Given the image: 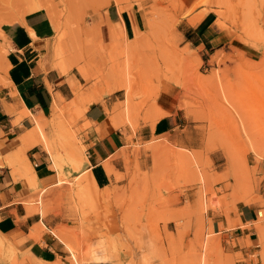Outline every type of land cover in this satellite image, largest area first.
<instances>
[{"label":"rangeland","instance_id":"rangeland-1","mask_svg":"<svg viewBox=\"0 0 264 264\" xmlns=\"http://www.w3.org/2000/svg\"><path fill=\"white\" fill-rule=\"evenodd\" d=\"M5 2L0 25L33 5L54 13L55 64L77 77L83 101L55 106L47 129L41 122L62 182L34 186L27 205L68 252L48 264H264V0ZM117 11L129 13L131 31ZM91 97L109 120L120 116L128 140L123 171L106 166L114 181L102 189L82 173L79 131L89 123L77 126ZM167 109L173 129L148 137ZM30 132L41 139L36 125ZM243 203L257 207L253 241L239 240L252 246L247 257L223 232L240 223ZM214 218L225 221L219 233ZM1 248L0 264L31 262L20 247Z\"/></svg>","mask_w":264,"mask_h":264},{"label":"crops","instance_id":"crops-1","mask_svg":"<svg viewBox=\"0 0 264 264\" xmlns=\"http://www.w3.org/2000/svg\"><path fill=\"white\" fill-rule=\"evenodd\" d=\"M116 16L115 22L123 24L126 31L132 30L133 21L128 12L124 16L117 11ZM55 35L56 28L45 9L27 12L19 19L0 25V235L4 240L1 251L13 252L19 247L26 250L31 262L25 264L33 261L48 264L68 256L55 233L40 230L41 224L48 227L43 211H31L27 205L34 186L45 190L62 182L56 177L50 152L42 145V142L47 144L46 135V141H36L30 134L35 120L40 119L45 130L55 106H65L71 99L83 105L82 98L76 95L77 77L69 67L63 72L55 64ZM167 88L170 93L172 89ZM167 110L154 125L147 127L148 137L173 129L177 114L167 115L170 109ZM110 120L103 103L97 100L85 107L84 120L77 126L89 123L79 131L84 154L82 173L87 172L91 185L98 189L114 181L106 163L115 173L123 171L121 153L128 144L124 129ZM143 133L142 130V136ZM32 174L34 181L31 182ZM238 218L240 223L236 227L223 232L236 242L231 252H241L247 257L252 246L241 245L239 240L253 241L256 231L251 225L257 219V207L241 204ZM211 226L214 233H219L225 221L214 218Z\"/></svg>","mask_w":264,"mask_h":264},{"label":"bare ground","instance_id":"bare-ground-1","mask_svg":"<svg viewBox=\"0 0 264 264\" xmlns=\"http://www.w3.org/2000/svg\"><path fill=\"white\" fill-rule=\"evenodd\" d=\"M5 2V0H0V3L2 4V3H4ZM6 3V2H5ZM116 4L117 5H119L120 3L119 2H116ZM38 6L39 5H33V6H31V10H35V9H37L38 8ZM119 8H120V10L122 11V7L121 6H119ZM119 10V11H120ZM217 12V11H216ZM219 12V14L221 13L220 11H218ZM218 12H217V14H218ZM222 15V14H221ZM194 18V17H193ZM196 18V17H195ZM50 19H51V21H52V23H53V25H54V27L56 28V30H59L60 29V27H59V25H58V21H57V19H56V16L54 15V13H50ZM4 20V19H3ZM192 20V19H191ZM196 20V19H195ZM194 20V21H195ZM5 21V20H4ZM193 20L191 21L192 23L194 22ZM6 22V21H5ZM60 38V37H59ZM60 41H61V38L60 39H57V42L58 43H60ZM63 68H62V71L63 70H67V68L68 67H66V66H62ZM63 72H65V71H63ZM81 72H82V75L87 79V78H89V75L86 73V71L84 70V69H81ZM95 96V95H94ZM217 96V95H216ZM226 96V95H225ZM92 97H93V95H92ZM90 98L89 99V101L90 102H88L89 104L90 103H92V102H94V101H96V98L95 99H93V98ZM220 97V96H219ZM227 97V96H226ZM221 100V99H220ZM55 109V108H54ZM118 117H120L119 115L117 116V117H113L112 118V122H114V125L116 124H118L120 121L117 119ZM240 118H241V114H240V116H239ZM42 119H44V118H42ZM41 119V120H42ZM246 120V119H245ZM244 120V121H245ZM35 125H36V127H37V129L39 130V135H40V137H41V139H43L44 141H46V138H45V134H44V132H43V130L41 129V121H40V119L38 120V119H36L35 120ZM84 128V127H83ZM247 128V127H246ZM264 131V130H263ZM264 137V136H263ZM38 141V140H37ZM47 142V141H46ZM119 155V154H118ZM200 160V159H199ZM200 162H202V161H200ZM199 165V164H198ZM106 166H111L110 164H107L106 163ZM203 176V175H202ZM203 178H204V176H203ZM30 181L32 182V181H34V175L32 174L31 176H30ZM36 231H39V230H36ZM1 233V232H0ZM3 236V235H2ZM64 242V241H63ZM66 243V242H65ZM3 244H4V240H3V238L1 237V235H0V246H3ZM67 245H68V243H67ZM72 250V249H71ZM205 255V254H204ZM205 259V258H204ZM204 261V260H203ZM202 262V261H201ZM205 264V263H204Z\"/></svg>","mask_w":264,"mask_h":264}]
</instances>
